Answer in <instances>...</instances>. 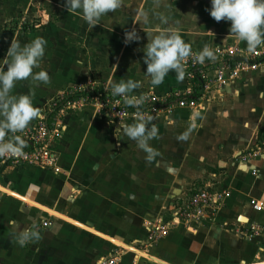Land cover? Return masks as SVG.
Returning <instances> with one entry per match:
<instances>
[{"label":"crops","instance_id":"0c3cea01","mask_svg":"<svg viewBox=\"0 0 264 264\" xmlns=\"http://www.w3.org/2000/svg\"><path fill=\"white\" fill-rule=\"evenodd\" d=\"M190 1L189 8L151 7L158 20L151 26L166 16L170 20L161 26L177 29L192 53L205 45L247 48L229 36V21H215L199 11L200 1ZM2 3L0 38L10 17L22 11L11 0L5 9ZM143 56V51L134 53L125 77L103 71L80 73L79 78L90 75L110 92L111 84L128 79L141 83L132 94L150 90L166 96L187 89L186 81L178 80L174 71L160 85H151ZM48 74L47 84L36 87L31 79L21 80L13 90L14 94L34 90L33 105L40 115L50 112L48 98L73 78L63 74L59 80L53 71ZM168 113L150 122L158 129L148 141L156 153L150 160L122 133L123 125L134 121L118 124L84 109L57 120L62 124L52 148L57 172L0 167V264H107L111 258L115 264H264V236L247 240L242 233L249 224L264 225V209L251 204L264 205V161L239 160L264 131V67L239 72L222 88L205 94L196 108L175 107ZM185 134L186 139L179 138ZM200 187H209L214 194L225 189L229 196L208 207L199 223L181 220L170 225L175 208ZM10 221L20 228H34L41 221L52 224L38 240L21 246L13 238ZM155 222L169 223L168 234L143 245L147 225Z\"/></svg>","mask_w":264,"mask_h":264},{"label":"clouds","instance_id":"9594fccd","mask_svg":"<svg viewBox=\"0 0 264 264\" xmlns=\"http://www.w3.org/2000/svg\"><path fill=\"white\" fill-rule=\"evenodd\" d=\"M211 7L206 9L211 18L219 22H230V35L246 44L249 52L257 48H264V0H210ZM122 6L121 0H64L67 12L79 16L91 28L100 23L102 16L114 12ZM147 22V14H143ZM160 24L150 30V39L143 48V61L146 64V75L153 86L163 83L170 72L176 73L178 80L185 76L181 60L194 56V61L203 64L205 60L214 61V50L205 45L198 53H192L191 46L178 34L177 29L167 25L168 18L161 15ZM154 33V34H153ZM211 33V32H210ZM140 36L135 29L124 34L125 45L139 41ZM47 41L43 37H36L28 43L21 44L16 39L11 41L6 57L0 60V155H24L25 141L19 135L12 139H5L10 133L15 134L25 130L30 122L40 115L39 109L33 105L34 90L27 94H14L13 90L18 81L31 79L36 87L49 82V74L45 70L34 72L45 55ZM6 66V70H5ZM141 86L140 81L128 79L111 84L114 96L122 98L128 106L143 104L144 98L129 95ZM117 104L120 100L116 101ZM137 119L132 124L125 123L122 133L135 141L139 148L152 159L156 154L148 141L157 135L158 129L150 124L152 116L145 115L139 110L134 114ZM180 139H186L182 135ZM13 238L24 246L40 238L33 227L20 228L15 221H10Z\"/></svg>","mask_w":264,"mask_h":264},{"label":"rangeland","instance_id":"374dc122","mask_svg":"<svg viewBox=\"0 0 264 264\" xmlns=\"http://www.w3.org/2000/svg\"><path fill=\"white\" fill-rule=\"evenodd\" d=\"M198 1H200L199 11L208 15L209 13L206 9L211 7L210 0ZM11 2L18 5L19 8L22 7V11L18 13L16 17H10V21H8L6 26L1 30V34L4 38H0V59L2 60L6 57L7 49L10 46L12 39H18L21 44H24L30 42L36 37H43L47 41L45 55L42 58V62L38 67L34 68L33 71L38 72L40 70H45L48 73L53 71L55 78L59 80H61L63 74H66L67 76L71 75L73 77L71 79L72 83L57 90L48 98V108L46 111L49 110L51 103H54L57 99H61V97H63L62 101H64L63 104L65 105L62 113H59L56 108L51 115L52 124L49 126L50 130L52 129V142L50 143V146L53 149V146H55V140L59 138L58 134L61 133L62 128L60 122H58L56 126H53V119H55L54 121L56 122L60 115H62L60 120L62 121L66 115H76L84 109H90L97 118L106 121L118 124L127 120L136 121L137 117L133 116L132 113L121 118L117 115H113L110 110L96 106L90 101L85 103L79 102L74 106H68L66 103H72L75 100V98L68 99V97L75 96L76 92L93 90L94 92L91 96L96 95L95 93L99 92V89L107 92L108 88L106 84L101 83L98 79L89 77L90 75L80 79V73L88 74L91 72L96 74L108 71L111 75L118 77H125L126 73H129L128 69L131 66L130 63L133 61L134 53L139 50L143 51L145 41H147L144 36L147 35L150 39L149 33L154 27L151 26V24L158 22V20H155V16H152L153 13L151 7H163V10H165L166 7L167 10H171V7L176 4V6L182 5L181 7L184 8H189L191 6L190 0H121L122 6L120 9L102 16L100 23L91 28L79 16L67 12L64 7V0H11ZM8 3H10V0H3L2 7L5 9L6 6H9ZM196 4L197 3H194L195 6ZM143 14H147V22L144 20ZM132 29L136 30L137 34L140 36V40L125 45L123 42L124 34ZM137 72L138 71H136L135 74ZM184 90L185 88H182L176 90V92ZM108 93L112 92L108 91ZM207 93H204L203 97L198 101L203 100L204 95ZM171 94L172 93L166 96H156V93L148 90L137 94L130 93L129 95L143 97L144 99L151 97L154 99L155 104H162L165 106L166 103L170 102L168 97ZM200 94L202 93L197 94V98L201 96ZM168 107H170V109H168L169 112V110L179 106L172 101ZM168 112L163 111L154 114L148 112L145 107L142 110V113L145 115L150 114L153 119L163 117V115L166 116L169 114ZM45 114L46 112H43V115L38 116L28 129H31L33 125L35 126L40 118H43L48 124L49 120L47 118L50 115V112L47 115ZM51 126L53 127L51 128ZM22 133L23 132H20L21 135L18 134L21 138ZM239 160H242L241 156ZM19 166L24 165H18L16 167ZM44 169L54 172L51 168ZM43 222H49L50 225L47 227H41ZM43 222H39V224L35 225L33 229L41 233L48 230V227H51V221ZM143 245H145V243Z\"/></svg>","mask_w":264,"mask_h":264},{"label":"built area","instance_id":"2783aa9c","mask_svg":"<svg viewBox=\"0 0 264 264\" xmlns=\"http://www.w3.org/2000/svg\"><path fill=\"white\" fill-rule=\"evenodd\" d=\"M213 50L216 55L214 61L205 60L203 64H200L194 61V56L192 55L180 61L184 67V80L188 86L184 91L172 93L168 97L170 102L166 103L165 106L162 104H155L154 99L151 97L144 99L143 104L139 106H128L123 102L121 97L114 96L112 93H108V91L104 92L105 95L103 96L102 94L80 96L75 98L72 103L68 102L66 104H68V106H74L79 102L85 103L90 101L96 106L110 110L113 115H117L121 118L131 113L135 116L134 114L138 110L142 112L144 107L148 112L154 114L163 111L168 112V109H170L168 106L172 101L179 107L196 108L198 100L202 98L201 96H203L204 93L222 88L226 82L232 81L241 71H254L260 67H264V48H257L255 51L249 52L247 48L241 49L238 46L225 45ZM93 92V90L85 92L80 91L76 92V94H93ZM196 93L202 94L197 98ZM62 99L63 97L50 104V112L56 108L59 113L63 112V107L65 105L63 104L64 101H62ZM117 100H120L119 104H117ZM54 120L55 119H53V126H56L57 121L55 122ZM53 126H51V128ZM51 130L50 126L43 118H40L37 121V124L35 126L33 125L31 129L27 128L23 130L22 139L25 141L24 155H0V167L18 165L38 166L51 168L53 171L57 172L59 170L57 156L50 146L52 136ZM5 139L7 138L5 137ZM241 158V163L253 159H261L264 161V131L255 146L252 149L246 150L241 155ZM251 172L254 175L256 174L255 170H252ZM228 196L229 192L225 189L214 194L209 187L197 188L186 200L183 206L175 208L172 223H170V225L177 224L181 220L185 224L191 222L199 223L204 219L208 207H216L217 204H220ZM251 204L256 210L264 209V205L261 203L251 201ZM49 225V222H43L41 227H47ZM170 225L169 223L160 224L156 222L148 224L145 245L155 243L161 237H165L168 234ZM242 230V233L247 240L264 236V225L252 223L244 227ZM115 261V258H111L107 261V264H115Z\"/></svg>","mask_w":264,"mask_h":264},{"label":"trees","instance_id":"16d2710c","mask_svg":"<svg viewBox=\"0 0 264 264\" xmlns=\"http://www.w3.org/2000/svg\"><path fill=\"white\" fill-rule=\"evenodd\" d=\"M95 94H102V96L103 95H105V93H104V91L102 90V89H99V92H97V93H95ZM92 95V93H77V94H75V96H73V97H68V99H74V98H78V97H80V96H91ZM53 114V111H51L50 112V115L48 116V125H50V124H52V119H51V115Z\"/></svg>","mask_w":264,"mask_h":264}]
</instances>
